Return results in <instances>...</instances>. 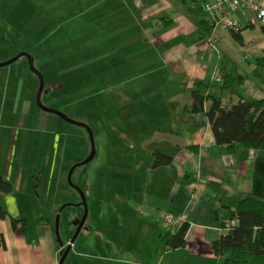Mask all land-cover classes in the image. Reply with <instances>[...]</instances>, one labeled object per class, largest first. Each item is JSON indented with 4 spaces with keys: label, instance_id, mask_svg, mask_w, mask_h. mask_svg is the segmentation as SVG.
I'll list each match as a JSON object with an SVG mask.
<instances>
[{
    "label": "crops",
    "instance_id": "0c3cea01",
    "mask_svg": "<svg viewBox=\"0 0 264 264\" xmlns=\"http://www.w3.org/2000/svg\"><path fill=\"white\" fill-rule=\"evenodd\" d=\"M207 1L58 0L50 7L55 19L62 11L60 7L67 6L66 14L71 16V21H79L81 27L76 40L83 41L77 50L63 56L67 61L60 64L61 73L66 79L60 84L61 89H85L96 84L99 89L112 87L117 90L114 87L122 86L124 81L126 99L134 97V104L139 102L143 112V106L148 108L150 104L168 109L163 117L160 113L141 117L140 133L137 132L141 142L138 145L132 139L139 136H134L136 132L130 129L124 134L115 127L111 132H101V141L106 148V151L101 148L103 158L115 146L105 139L123 136L128 141L125 145L131 144L128 149L131 155L123 156L121 163L113 159L114 163L109 164L112 160L105 157L107 165L103 167L116 178L111 180L119 182L121 175H125L120 169L124 165L139 181V186L133 181L134 191L130 186L132 175L128 172L125 189L129 188L133 193L122 196L114 190L110 196L114 200L113 209L109 212L103 209L102 218L110 217L112 212L117 217L108 225L121 228L119 233L109 232L108 239L102 238L113 254L111 258H101L108 264H222V259L214 254L212 244L229 234L236 225L230 218L231 212L243 198L251 195L255 161L264 157V151L243 147L232 151L217 145L206 112L212 98L221 100L226 107L237 104L241 96L248 101L264 100V24L258 22L252 12L234 13L232 19L241 27L237 35L242 41H238L234 32L211 24V16L204 9ZM28 34L33 35L32 30L27 31ZM87 42L90 45L80 49ZM90 49L99 54L107 53V71L109 75H119L117 83L100 86L101 82L94 74L105 68L95 65L85 80L83 72L87 70L80 68L78 57L80 53L89 55ZM48 60L50 65L55 62L52 57ZM149 75V82L139 81ZM217 75L221 77L220 82L215 81ZM198 81L209 84L210 88L205 92L208 96L205 111L192 114L186 112V107L192 103L191 91ZM55 82L51 78L52 92ZM79 82L81 84L77 85ZM48 114L42 111L36 117L39 134H48ZM130 119L135 125L137 116L131 114ZM21 120L22 125L13 128L16 134L25 129V117ZM28 130L32 128L28 126ZM46 140L43 139L44 146L47 144L45 155L55 149L54 145L51 147V141ZM136 147L144 156L139 151L134 152ZM13 151L14 148L9 152L10 160L6 156L0 159V181L12 186L9 194H0V234L6 241V247H0V264H59L62 247L54 231V219L60 206L58 196L76 197L62 189L58 180L53 182L50 190L48 180L31 176L34 166L29 175H21L22 168L11 162ZM156 153L170 157L171 163L155 167ZM51 161L43 163L45 171H50ZM61 167H58L59 172ZM103 167L100 165L90 174L89 192L95 203L92 209H98L102 194L98 187L102 185L103 192V186L107 184L102 179ZM16 171L17 177L12 178ZM109 185L112 187L113 183ZM93 187L96 188L94 191ZM123 204L129 209L123 211ZM165 213L184 217L187 226L185 246L172 249L161 241L160 236L168 231L163 223ZM92 215L93 225H99L102 218ZM12 219L20 220L16 229ZM88 223L89 220L82 231L85 237L95 232L86 227ZM128 224L130 228L125 229ZM124 230L128 233L123 236ZM170 231L177 233L180 230ZM138 238L141 242L137 246L148 247L142 258L141 250L136 255L135 250L132 251ZM69 243L70 240L64 247Z\"/></svg>",
    "mask_w": 264,
    "mask_h": 264
},
{
    "label": "rangeland",
    "instance_id": "374dc122",
    "mask_svg": "<svg viewBox=\"0 0 264 264\" xmlns=\"http://www.w3.org/2000/svg\"><path fill=\"white\" fill-rule=\"evenodd\" d=\"M57 1L58 0H0V63L13 60L21 53L33 54L34 57H32L35 61V67L44 77L45 88L42 94V103L52 110L61 112L70 120L88 126L93 133L97 155L91 162L78 167L73 172L71 182L84 191L88 209L87 220H89L86 227L89 228L91 232H95L91 233L88 237H85L86 234L84 232L81 233L79 239L75 242L71 254L66 259L65 264H97L99 261H103L101 258L113 257V254L108 250V246H105L103 243L102 238L108 239L109 232L119 233L118 231L121 229H115L113 226L110 227L108 225L117 219V217H115V214L112 212L110 217L105 216L102 218L103 209L106 210V212L113 209L112 203L114 200H111L110 196L113 195L114 190L116 192L119 191L122 196H126L129 193L131 195L133 193L129 191V188L125 189L127 186V183H125V180H127L125 179V175L128 172L132 175L130 184L132 189H134L133 181L139 186V181L135 173L129 168L126 170L124 165H122L120 169L125 172V175H121L119 182L116 183L111 180L115 177L110 175L109 171L105 169V165H107L105 160H112L109 164L112 162L114 163L113 159L117 160L116 163H121V159L124 161L123 156L128 157L131 155V152H128L129 145L131 144L125 145L127 140L124 139L123 136L118 138L114 135L113 138L105 139L111 141L112 147L115 145L113 147L114 150L111 149L108 154L112 152L116 153L107 154V156H105L107 158L105 159V157L103 158V155H101V148H105L101 141V132H111L115 127V130L124 134L127 129H130V131L136 132L134 136H139L132 139L137 143L136 145H138V143L141 142L140 135L137 134V132L140 133L141 117L143 115H155L157 113H160L161 117H163L164 114H167L168 109L166 107L162 109L160 105L156 106L150 104L148 108L143 106V112L139 102L134 104V97L129 100L126 99L125 94L127 89L125 90L124 81H122V86L117 85V87H114L117 88V90H114L112 87L108 89H99L96 87V84H90V86L85 89H79L80 87L76 89H61L59 86L66 79L65 75L61 73L62 66L60 64L67 61L63 56L77 50L83 41L76 40L81 27L78 25L79 21L70 20L71 16L66 14V5L60 7L62 10L60 14H62V16L58 14L57 18L54 19L50 7L52 3L55 5ZM67 4L70 6V1ZM68 22H70V24L67 25ZM29 30H32L33 35H26V32ZM17 32L20 35H18ZM13 34H17L18 36ZM90 37H93V35L91 34ZM89 45L90 43L87 42V44L80 49H84ZM47 48L50 49L43 51ZM79 55L80 68H82V70H84L83 68L87 70L83 72L84 77L90 75V71L95 65L96 67L105 68L101 73L94 74V78H98L101 82V84H99L100 86L105 83L112 86L118 82L119 79L117 78L119 75L115 77L116 74H108L107 53L102 52V54H99L90 49L89 55L82 56V53ZM51 57L55 62L50 65L48 59ZM70 62H72L71 59ZM51 78L56 81L54 92H52L50 88L53 83H51ZM150 78L151 76L149 75L148 78L140 79L139 81L149 82ZM80 84V82L77 83V85ZM39 88V79L31 70L26 57H21L7 67H0V159L6 156L7 159L10 160L9 152L14 148L13 155H11V162L15 163V165H19V169L20 167L22 168L21 175H29L31 168L34 166L31 170V176L34 174L36 179L43 178L44 180H48L50 190L53 187L54 181H60L61 188L68 190L76 197L70 199L62 195L60 197L58 196L60 202L58 212L60 213L64 205L78 204L81 202L80 195L71 188L68 176L74 166L83 163L89 158L92 151L91 139L87 129L72 125L53 114H48L50 119L48 134H39L37 131L36 118L39 112H42L36 101ZM139 94L140 93L137 94L138 101L139 98H141ZM17 105L19 106L18 108ZM131 114L137 116L135 125L130 121ZM33 115L34 118L31 117ZM22 116L25 117V129L19 130L16 134L13 128L16 126L18 129L19 125H22ZM163 124L165 125L164 122ZM143 125H145V122H143ZM28 126L32 128L31 131L28 130ZM43 139L51 141V147L54 145L55 148L54 151L50 150L47 155H45L47 152V149L45 150L47 144L44 146L45 142L43 143ZM119 147L122 149L118 150ZM136 151H139L138 153L144 156L143 151L139 147H136L134 152ZM48 160H52L50 171H45L43 163L48 162ZM100 165H102V167L105 166L103 167L105 172L102 179L103 182L107 184L103 186V192L102 185L98 187L101 188L99 193H102L99 198L98 209H92L95 203H93V198L91 199V193L89 192L90 174L94 169L100 168ZM12 166H14V164ZM58 167L59 169L60 167L62 168L61 172L58 171ZM27 169L29 171L25 173L24 171ZM135 170L136 169H133V171ZM16 172H14L15 175H13L12 178L17 177L18 172ZM110 182L113 183L112 187L109 185ZM92 189L94 191L96 188L93 187ZM121 208L123 211L129 209L127 204H123ZM84 214V208L73 206H68L61 212L59 230L60 242L66 243L68 240L71 241L76 232V227L71 221H73L74 218L82 219ZM90 214H93L92 216L94 218H102L99 220V225H93V222L90 220ZM56 217L54 219L55 227ZM132 224H134V222H132ZM136 225L138 224L136 223ZM55 227L54 231L56 234ZM129 228L130 224H128L125 229ZM126 233H128V231L124 230L123 236L126 235ZM130 235L129 232V237ZM82 240H84V242H81ZM140 242L141 240L138 238L136 244L133 245L132 251L135 250L134 255H136V252L141 250L140 258H142L148 247H144V249L140 248L139 245L137 246ZM126 243L129 245L128 242ZM100 264L108 263L103 261Z\"/></svg>",
    "mask_w": 264,
    "mask_h": 264
},
{
    "label": "trees",
    "instance_id": "16d2710c",
    "mask_svg": "<svg viewBox=\"0 0 264 264\" xmlns=\"http://www.w3.org/2000/svg\"><path fill=\"white\" fill-rule=\"evenodd\" d=\"M262 32L264 34V26ZM234 36L242 41L241 36ZM208 88L209 84L201 81L195 83L191 91L192 103L186 107V112L198 114L205 111L208 98L205 92ZM211 101L206 115L217 145L226 146L232 151L240 147L264 151V100L248 101L241 96L238 103L230 107L223 106L217 98ZM155 156V167L171 163L168 156L161 153ZM11 190L9 183L0 181V194H9ZM230 218L236 221V225L228 235L212 244L214 254L222 259V264H264V157L255 161L251 195L238 203ZM19 221L12 219L14 229ZM186 231L187 226L177 233L168 230L160 239L167 247L177 249L185 246ZM0 247H6L2 234Z\"/></svg>",
    "mask_w": 264,
    "mask_h": 264
},
{
    "label": "built area",
    "instance_id": "2783aa9c",
    "mask_svg": "<svg viewBox=\"0 0 264 264\" xmlns=\"http://www.w3.org/2000/svg\"><path fill=\"white\" fill-rule=\"evenodd\" d=\"M205 11L211 16V24L214 27L240 33V25L233 21L232 15L238 11L252 12L258 22L264 24V1L262 0H208L204 3ZM216 82L221 81V77H215ZM163 223L168 230H181L186 223L184 217L175 216L172 213H165Z\"/></svg>",
    "mask_w": 264,
    "mask_h": 264
},
{
    "label": "water",
    "instance_id": "95a60500",
    "mask_svg": "<svg viewBox=\"0 0 264 264\" xmlns=\"http://www.w3.org/2000/svg\"><path fill=\"white\" fill-rule=\"evenodd\" d=\"M21 57H26L28 59V63L30 65V68L31 70L35 73V75L38 77L39 79V83H40V88H39V91H38V94H37V98H36V101H37V105L39 106V108L46 112V113H49V114H53V115H56L58 117H60L61 119H63L64 121L72 124V125H76V126H80L82 128H85L88 130L89 134H90V139H91V145H92V151H91V154L89 156V158L84 161L83 163L79 164V165H76L74 166L70 173H69V182H70V185H71V188L73 190H75L81 197V202L78 203V204H68V205H64L61 210H60V213L58 214V216L56 217V236H57V240H58V243L60 244V246L62 248H64V243L60 242V236H59V227H60V218H61V212L67 208L68 206H73V207H77V208H84L85 210V214L83 216V218H74L73 221V225L76 227V232L73 236V238L71 239L70 243L68 244L67 248L65 250L62 249L61 251V259H60V262L59 264H65V261L66 259L69 257V254L72 250V246L75 244L76 240L78 239V236L80 235V233L82 232V230L84 229V226H85V223L87 222V219H88V209H87V204H86V197H85V194L83 192V190L79 187H77L76 185H74L72 182H71V177H72V174L73 172L78 168V167H81V166H84L86 164H88L89 162H91L93 159H94V156L96 154V148H95V144H94V138H93V133L91 131V129L84 125V124H80V123H77V122H74L72 120H70L69 118H67L64 114H62L61 112L59 111H56V110H52L48 107H46L43 103H42V94H43V91H44V88H45V83H44V77L43 75L36 69L35 67V63H34V59L32 58L31 55L29 54H25V53H21L20 55H18L15 59L13 60H10L8 62H5V63H0V67H6V66H9L11 65L12 63H14L15 61H17L18 59H20Z\"/></svg>",
    "mask_w": 264,
    "mask_h": 264
},
{
    "label": "flooded vegetation",
    "instance_id": "af4514ba",
    "mask_svg": "<svg viewBox=\"0 0 264 264\" xmlns=\"http://www.w3.org/2000/svg\"><path fill=\"white\" fill-rule=\"evenodd\" d=\"M77 194H78V193H77ZM83 230H84V229H83ZM83 230H82V231H83ZM67 246H68V245H67ZM67 246L64 247V248H62V249L65 250V249L67 248ZM72 250H73V248H72ZM72 250H71V252H72ZM71 252H70V254H71ZM70 254H69V255H70Z\"/></svg>",
    "mask_w": 264,
    "mask_h": 264
},
{
    "label": "bare ground",
    "instance_id": "6f19581e",
    "mask_svg": "<svg viewBox=\"0 0 264 264\" xmlns=\"http://www.w3.org/2000/svg\"><path fill=\"white\" fill-rule=\"evenodd\" d=\"M235 34H238V33H235ZM185 225H186V223H184V226H183L182 228H184V227H185Z\"/></svg>",
    "mask_w": 264,
    "mask_h": 264
}]
</instances>
